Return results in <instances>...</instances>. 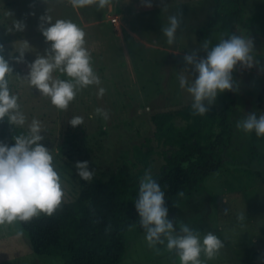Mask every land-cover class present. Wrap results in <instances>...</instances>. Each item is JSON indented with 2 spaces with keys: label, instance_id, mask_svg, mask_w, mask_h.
I'll use <instances>...</instances> for the list:
<instances>
[{
  "label": "rangeland",
  "instance_id": "obj_1",
  "mask_svg": "<svg viewBox=\"0 0 264 264\" xmlns=\"http://www.w3.org/2000/svg\"><path fill=\"white\" fill-rule=\"evenodd\" d=\"M240 35L252 38V55L258 65L247 68L237 65L233 71L235 97L233 111V144L223 150L224 164L209 175L197 191L181 204L169 207V217L177 230L187 224L203 237L211 231L222 241V248L212 259L203 254L205 264H264V183L257 175L264 167L251 158V133L236 127L249 112L264 113V0H240ZM213 0H151L146 7L142 0H111L103 9L95 4L73 8L70 0H0L1 36L5 56L13 42L27 40L31 51L26 61L43 54L48 47L41 34L40 17L70 19L85 32V46L91 53L92 66L106 91L97 95V86L80 89L66 110L56 108L49 97L27 82V63L12 61L8 73L9 88L18 97L22 126L0 120V140L13 144L14 127L26 135L33 119L41 123L44 143L53 156L64 191L63 201L74 200L81 189L75 162L89 161L93 177L105 178L123 162L133 171L151 168L158 172L165 163V150L153 138L151 115L192 104V97L179 86L178 77L192 79L183 56L198 48L204 40L212 45L225 38L220 26L208 35L202 33L213 7ZM179 15L180 27L172 45L161 31L169 16ZM16 21L25 24L23 31H9ZM200 55H204L200 52ZM54 77L67 79L56 71ZM228 90L220 93L212 104L220 108ZM106 109L108 119L95 113ZM83 117V123L72 127L68 121ZM149 154L151 167L137 162L136 148ZM260 151L264 152V137ZM144 168V169H143ZM227 209V211H225ZM240 213L244 219H238ZM128 250L121 264H180L175 250L165 245L149 246L140 224L126 235ZM0 264H63L60 259L36 255L29 237L20 223L0 225Z\"/></svg>",
  "mask_w": 264,
  "mask_h": 264
},
{
  "label": "clouds",
  "instance_id": "obj_2",
  "mask_svg": "<svg viewBox=\"0 0 264 264\" xmlns=\"http://www.w3.org/2000/svg\"><path fill=\"white\" fill-rule=\"evenodd\" d=\"M111 0H70L73 8H84L95 4L103 9ZM151 7V0H142ZM167 26L161 31L172 45L180 27L179 15L168 18ZM40 31L48 44L43 54L26 61V53L32 45L27 41L13 42L12 50L5 56V46L0 43V120L7 118L11 124L22 126L25 116L20 112L18 97L9 88L8 73L14 71L12 61L27 63L28 72L23 75L30 86L50 98L51 103L60 110H66L77 92L85 87L97 86V95L103 96L106 89L92 66L91 53L85 46L84 30L70 19H57L52 22L50 16L40 17ZM25 24L16 21L9 31H23ZM254 49L252 38L233 34L222 38L212 45L209 40L183 56L185 67L189 68L192 79L181 75L179 86L186 89L192 97V114L204 115L225 90H234L233 71L239 64L252 68L259 61L251 54ZM203 52L204 55H200ZM59 71L67 79L54 77ZM95 113L108 119V111L97 107ZM68 123L75 127L83 123V117L74 116ZM245 133L255 132L264 137V113L257 116L249 112L236 124ZM44 134L41 123L33 119L26 135L14 137L9 145L0 140V225L13 222H28L40 214L52 215L61 205L64 191L60 174L53 164L49 148L42 143ZM76 175L84 180L93 178L94 170L89 161L75 162ZM183 195V193H180ZM134 208L139 217L140 227L145 233L149 246L163 244L169 251L175 250L180 264H205L214 258L222 248V241L209 231L203 237L187 224L175 227L169 217V208L165 202V192L154 178L151 168L144 171L139 180L138 198ZM227 211V209H225ZM238 219L243 220L240 213Z\"/></svg>",
  "mask_w": 264,
  "mask_h": 264
},
{
  "label": "trees",
  "instance_id": "obj_3",
  "mask_svg": "<svg viewBox=\"0 0 264 264\" xmlns=\"http://www.w3.org/2000/svg\"><path fill=\"white\" fill-rule=\"evenodd\" d=\"M213 1L212 14L202 33L208 35L220 26L225 38L240 35L237 25L242 16L241 1ZM1 20L0 9V43ZM260 95L262 99L264 88ZM234 105L235 97L228 90L220 108L211 105L204 115H193L191 104L151 115L153 138L166 149L165 163L153 176L165 192L168 208L190 197L224 164L223 150L233 144ZM13 129L16 136L24 134L17 127ZM262 143L263 137L251 132V158L264 167ZM135 156L134 167H151L149 154L137 147ZM143 174V170L135 172L129 162H123L108 178L82 180L78 196L71 201L62 200L52 215L40 214L28 222L18 221L33 252L60 259L63 264H121L128 250L126 235L139 224L134 201ZM257 175L264 183L263 171H257Z\"/></svg>",
  "mask_w": 264,
  "mask_h": 264
}]
</instances>
